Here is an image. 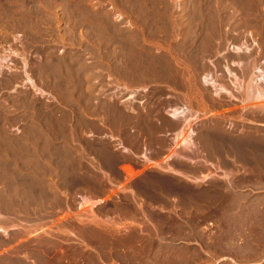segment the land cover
<instances>
[{
	"label": "rangeland",
	"instance_id": "374dc122",
	"mask_svg": "<svg viewBox=\"0 0 264 264\" xmlns=\"http://www.w3.org/2000/svg\"><path fill=\"white\" fill-rule=\"evenodd\" d=\"M259 68L264 70V0H0V227L7 216L58 217L60 226V211L101 194L102 174H120L117 163L143 174L137 195H162L170 171L191 167L182 156L203 155L206 143L214 161L246 156L236 145L221 148L230 141L248 142L255 160L249 208L264 209V166L258 164L264 109L262 101L254 100L252 109L246 99ZM209 75L228 91L217 94L205 82ZM235 77L242 89L233 85ZM182 106L195 115L190 123L171 114ZM189 126L192 150L174 141ZM217 168L241 179V166ZM124 188L132 199L133 187ZM189 203L162 196L142 218L130 214L146 232L141 256L157 250L158 257L122 263L264 264V212L237 213L232 229L213 230L214 214L182 211ZM227 240L229 255L223 253ZM205 242L213 253L197 252ZM54 257L45 264L83 261L76 248Z\"/></svg>",
	"mask_w": 264,
	"mask_h": 264
},
{
	"label": "crops",
	"instance_id": "0c3cea01",
	"mask_svg": "<svg viewBox=\"0 0 264 264\" xmlns=\"http://www.w3.org/2000/svg\"><path fill=\"white\" fill-rule=\"evenodd\" d=\"M253 78L249 79L250 82L247 83L246 88V92L248 91L246 99L247 102H252V109L254 108L253 102L256 100L253 92L255 87ZM259 101H262L260 108L264 109V99ZM248 109L247 105V111ZM205 136L208 137V134ZM192 142L194 145L191 144V148L196 147L194 135ZM214 143L216 144V141ZM234 145L240 154H243L245 150L246 156L228 155L222 157L219 162L214 161L208 156L207 143L203 155L182 156L183 162L191 167L187 171L185 168L182 171H170L173 178L171 183L165 186L162 195L143 196L141 193L137 195V183L143 174L139 173L137 168H133V172H130L124 168L123 163H117L115 168L120 171V174L111 170L102 174L105 188L101 194L82 198L75 208L60 211L59 217L65 218L60 222V226L58 217L48 222L40 219L19 220L14 216H7L5 228L1 231L4 233V238L3 243L0 244V261L6 259L11 264H45L46 261L58 259L54 257L56 252L65 256L69 250L76 248L83 255V261L79 264H123L121 260L125 258L132 259L134 262H139L142 258L148 262H156L157 250L141 256L142 241L140 238L146 232L140 228L139 222L130 214L137 212L138 217L142 218L141 214L146 213L147 209H157L155 204L162 196L170 202H179L181 197L187 198L190 203L182 209L184 212L214 214L213 230L232 229L234 227L232 219L237 213L264 212V209L249 208L252 203L249 192L252 182L248 178L255 171L253 168L255 160L253 155H249V144L247 142L244 146L242 141L235 144L230 141L228 145L221 148L234 149ZM197 147L199 154H202L200 142ZM170 160L171 157L167 156L164 162L167 161L166 163L169 164ZM259 161L258 164L264 166V158ZM218 164L241 166L239 169L241 179H232L236 171L229 168H217ZM259 170L264 174V167ZM178 177H182V180ZM127 185H131L132 191L135 192L132 197L134 203H132L130 190L124 188ZM126 196L130 204L126 203ZM145 201L150 204L143 203ZM158 209L163 212L176 210L173 208ZM21 211L24 213L25 209ZM72 221H74V226H64L66 222ZM209 242H205L204 246L199 243L197 252L211 253L210 249H205ZM56 243L64 246L54 248ZM166 243H168L167 240L161 244ZM230 246V241L224 242L223 253L225 255L230 254ZM67 259L69 258L64 257V261Z\"/></svg>",
	"mask_w": 264,
	"mask_h": 264
},
{
	"label": "bare ground",
	"instance_id": "6f19581e",
	"mask_svg": "<svg viewBox=\"0 0 264 264\" xmlns=\"http://www.w3.org/2000/svg\"><path fill=\"white\" fill-rule=\"evenodd\" d=\"M239 48V47H238ZM237 48V49H238ZM258 68V67H257ZM262 68V67H261ZM259 68L258 70H256V73L254 75V83H255V87L253 88L254 89V95H255V99L256 100H263L264 99V85L261 86V84H264V70ZM232 75V73H231ZM234 75V74H233ZM205 79V82L208 83V84H211V85H214L216 87V93L217 94H220L221 92H226L228 90L225 89V87H222L220 84H218L216 82V79L214 77H212L211 75L209 76H205L204 77ZM239 77H235V79H233L232 83L233 85L236 86V88L238 89H242V84L240 83L241 81H239ZM253 84V83H252ZM250 89V88H249ZM247 90V89H246ZM248 92V91H247ZM246 92V93H247ZM251 94V93H250ZM251 98V97H250ZM252 100V98H251ZM172 110V115L174 117H184L186 120H187V123H190L191 119L195 116H188V113H189V108L188 106H182V107H177V108H173L171 109ZM185 120V122H186ZM184 122V123H185ZM186 123V124H187ZM190 125V124H189ZM186 126V125H184ZM187 127V126H186ZM185 127V128H186ZM189 130L188 131H185V129H181L177 134H175V137H174V141L176 142V144H179V145H182V147H190L191 148V144H193V135H194V130L189 126L188 127ZM195 143V141H194ZM189 148V149H190ZM193 148V147H192ZM191 148V150H192ZM185 149V148H184ZM177 151V150H176ZM165 161V160H164ZM167 162V161H166ZM165 162V163H166ZM167 164V163H166ZM162 166V165H161ZM0 231H3V229L0 227Z\"/></svg>",
	"mask_w": 264,
	"mask_h": 264
}]
</instances>
